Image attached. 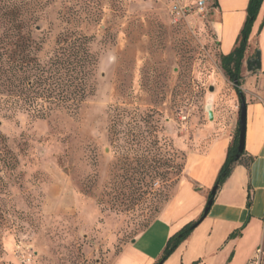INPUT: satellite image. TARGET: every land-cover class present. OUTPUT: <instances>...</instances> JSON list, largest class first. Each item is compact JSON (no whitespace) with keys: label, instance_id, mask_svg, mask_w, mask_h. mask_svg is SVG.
Instances as JSON below:
<instances>
[{"label":"rangeland","instance_id":"obj_1","mask_svg":"<svg viewBox=\"0 0 264 264\" xmlns=\"http://www.w3.org/2000/svg\"><path fill=\"white\" fill-rule=\"evenodd\" d=\"M196 3L38 0L43 52L68 30L92 37L96 90L76 114L0 109L18 159L1 172L0 264H113L172 198L189 151L239 119L211 10Z\"/></svg>","mask_w":264,"mask_h":264},{"label":"crops","instance_id":"obj_2","mask_svg":"<svg viewBox=\"0 0 264 264\" xmlns=\"http://www.w3.org/2000/svg\"><path fill=\"white\" fill-rule=\"evenodd\" d=\"M249 1L208 0L211 28L221 55L231 54L236 47ZM258 51L261 67L248 66L252 73L245 75L244 152L217 191L207 214L162 264H251L264 242V0L252 25L243 61L254 58ZM238 121L231 120L204 148L189 151L184 178L172 198L123 247L113 264H155L169 237L201 216L235 139Z\"/></svg>","mask_w":264,"mask_h":264},{"label":"trees","instance_id":"obj_3","mask_svg":"<svg viewBox=\"0 0 264 264\" xmlns=\"http://www.w3.org/2000/svg\"><path fill=\"white\" fill-rule=\"evenodd\" d=\"M261 3L262 0L249 1L247 18L236 47L231 54L221 55L227 76L237 84L240 100L244 96L240 88V70ZM37 5L38 0H0V109L10 117L27 114L36 119L47 118L55 111L76 114L96 90L99 58L91 47L92 37L68 30L59 34L50 53L43 52L44 30L39 24L41 14ZM230 56L228 64L226 61ZM238 141L239 128L213 186L215 193L211 192L209 199L214 200L243 154L244 151L238 155ZM17 162L7 136L0 130V194L5 184L2 170L15 168ZM204 216L203 212L198 219L170 236L155 264H162ZM2 221L0 206V226Z\"/></svg>","mask_w":264,"mask_h":264},{"label":"water","instance_id":"obj_4","mask_svg":"<svg viewBox=\"0 0 264 264\" xmlns=\"http://www.w3.org/2000/svg\"><path fill=\"white\" fill-rule=\"evenodd\" d=\"M231 56L229 59H227L226 63L229 62ZM246 64L251 69L252 67H261V58L259 51L257 52L256 56L252 59H249L246 61ZM212 115V114H211ZM246 120H247V103L244 96H241V103H240V110H239V141H238V155H240L245 148V136H246ZM212 193H215V188L212 190ZM213 202V199H209L208 203L205 207L204 214L206 215L211 204Z\"/></svg>","mask_w":264,"mask_h":264},{"label":"built area","instance_id":"obj_5","mask_svg":"<svg viewBox=\"0 0 264 264\" xmlns=\"http://www.w3.org/2000/svg\"><path fill=\"white\" fill-rule=\"evenodd\" d=\"M207 2H208V0H197L196 7L199 10H204L205 7L207 6ZM260 250H261V248L258 251H260ZM22 254H23L24 260H26V261H30L31 260L30 255L28 256V254H26L25 252L22 253Z\"/></svg>","mask_w":264,"mask_h":264}]
</instances>
